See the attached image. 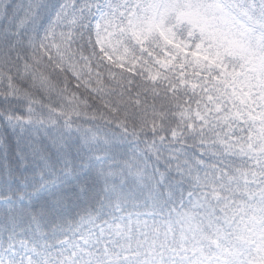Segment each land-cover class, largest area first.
I'll return each mask as SVG.
<instances>
[{"label":"snow or ice","instance_id":"1","mask_svg":"<svg viewBox=\"0 0 264 264\" xmlns=\"http://www.w3.org/2000/svg\"><path fill=\"white\" fill-rule=\"evenodd\" d=\"M0 264H264V0H0Z\"/></svg>","mask_w":264,"mask_h":264}]
</instances>
